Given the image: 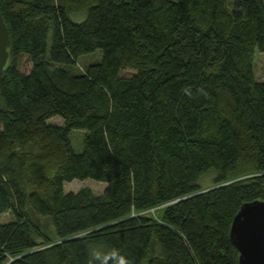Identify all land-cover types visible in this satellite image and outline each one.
<instances>
[{
	"label": "trees",
	"instance_id": "obj_1",
	"mask_svg": "<svg viewBox=\"0 0 264 264\" xmlns=\"http://www.w3.org/2000/svg\"><path fill=\"white\" fill-rule=\"evenodd\" d=\"M0 13V213L14 215L0 264H89L92 250L239 264L234 217L264 201V0H0ZM96 49L84 72L63 67ZM87 178L103 191H65Z\"/></svg>",
	"mask_w": 264,
	"mask_h": 264
},
{
	"label": "water",
	"instance_id": "obj_2",
	"mask_svg": "<svg viewBox=\"0 0 264 264\" xmlns=\"http://www.w3.org/2000/svg\"><path fill=\"white\" fill-rule=\"evenodd\" d=\"M9 43L0 13V76L8 61ZM230 234L239 251V264H264V201L245 203L234 217Z\"/></svg>",
	"mask_w": 264,
	"mask_h": 264
},
{
	"label": "rangeland",
	"instance_id": "obj_3",
	"mask_svg": "<svg viewBox=\"0 0 264 264\" xmlns=\"http://www.w3.org/2000/svg\"><path fill=\"white\" fill-rule=\"evenodd\" d=\"M73 21H79L77 17L71 15ZM49 44V40H48ZM101 59V51L100 49H96L93 52L84 54L79 57L77 62L74 65H63L66 69L73 71L75 73H82L85 71L86 67L90 63L98 62ZM254 66H255V75L258 81H264V52L259 50L256 51L255 59H254ZM31 67V62L27 58V56L22 55L20 59V68L22 71L27 72ZM132 70H124L122 71V75H130L132 74ZM50 122L56 124H62L63 121L59 117H54L50 119ZM85 135V131L83 129H71L69 132V139L71 142L72 149L76 153H80L83 149V138ZM215 171H211L209 173L203 174L199 180L198 184L201 188H207L214 184L215 178ZM105 182L97 181L94 179H74L70 182H65L64 189L65 191H77L82 187H89L95 194L101 193L105 187ZM155 209H150L153 212ZM14 220V215L10 211H5L0 213V223H5Z\"/></svg>",
	"mask_w": 264,
	"mask_h": 264
},
{
	"label": "clouds",
	"instance_id": "obj_4",
	"mask_svg": "<svg viewBox=\"0 0 264 264\" xmlns=\"http://www.w3.org/2000/svg\"><path fill=\"white\" fill-rule=\"evenodd\" d=\"M111 259L113 264H130L123 256L117 253L113 256L111 253H105L99 250L90 251L89 264H108V260Z\"/></svg>",
	"mask_w": 264,
	"mask_h": 264
},
{
	"label": "built area",
	"instance_id": "obj_5",
	"mask_svg": "<svg viewBox=\"0 0 264 264\" xmlns=\"http://www.w3.org/2000/svg\"><path fill=\"white\" fill-rule=\"evenodd\" d=\"M153 210V209H152Z\"/></svg>",
	"mask_w": 264,
	"mask_h": 264
}]
</instances>
